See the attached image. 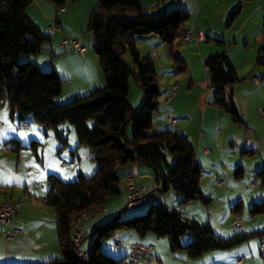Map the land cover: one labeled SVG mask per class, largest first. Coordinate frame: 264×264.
Wrapping results in <instances>:
<instances>
[{
    "label": "trees",
    "instance_id": "obj_1",
    "mask_svg": "<svg viewBox=\"0 0 264 264\" xmlns=\"http://www.w3.org/2000/svg\"><path fill=\"white\" fill-rule=\"evenodd\" d=\"M35 1L0 0V107L7 105L10 117L17 118L20 123H37L45 134L54 131L60 150L68 146L69 131L63 126L69 123L78 146L86 147L98 166L93 176L79 174L73 181H64L54 174L48 176L43 202L57 214L56 229L62 255L42 264H86L73 250L70 219L93 207L104 206L109 198L121 194L118 167L129 164L150 167L155 182L164 186L162 192L173 189L181 195L180 204L202 200L209 205L212 197L205 196L201 189L203 167L190 140L173 129L153 132L162 92L155 62L152 57H142L138 50V40L158 37L167 46L177 73L185 72L187 65L177 53L176 45L189 30L190 15L177 7L152 17L141 0H97L87 29L93 36V51L99 59L105 86L59 105L56 98L66 82L59 73L56 70L43 72L30 59L20 61L22 56H38L51 42V35L45 34L27 14ZM47 1L54 3L60 12L68 3L78 0ZM240 11L231 15L230 22ZM126 52L131 54L134 67L124 61ZM263 55L264 42L259 49L260 65L264 64ZM204 64L208 87L216 92L214 105L229 113L235 123L244 124L233 101L234 92H228L239 80L235 67L225 53L210 57ZM132 76L143 92L142 109H135L128 101ZM227 92L231 93L229 104ZM89 120L94 121L92 127L88 125ZM133 121L136 127L128 136L127 128ZM10 142L16 152L25 147L17 140ZM39 144L33 141L30 145L38 156ZM248 151L254 150L245 149L244 153ZM169 156L173 157V164H169ZM242 172L239 167L236 175ZM257 177L264 185V167ZM241 211L242 205L238 203L234 212ZM250 213L264 216V203H253ZM120 232H134L140 237L153 233L167 238L170 251L173 254L186 252L188 259H197L206 252L231 249L252 237L264 239V231L240 232L222 238L210 224H202L160 201L149 205L141 215L117 216L100 226L94 232L88 264H128L125 257L114 259L103 252L104 243ZM187 234H190V241L184 244Z\"/></svg>",
    "mask_w": 264,
    "mask_h": 264
},
{
    "label": "rangeland",
    "instance_id": "obj_2",
    "mask_svg": "<svg viewBox=\"0 0 264 264\" xmlns=\"http://www.w3.org/2000/svg\"><path fill=\"white\" fill-rule=\"evenodd\" d=\"M95 1L97 3V0ZM164 2L165 0H157V2L155 1L156 4H150H159V7L155 8V6H150L148 9V12L152 17L158 16L159 11L164 9ZM241 2L237 6L238 8L240 7ZM168 3L170 5L171 1ZM228 4L229 0H190L189 5H186V7H188L187 9L190 13L193 10L190 23L193 22L194 16L197 13L199 16L198 24L203 25L202 23L209 20L210 27H212L213 31L216 33L215 35H211V39H214V41L211 39L207 41V39H205L203 44H213V47L216 46L219 49H223L220 51H225L226 56L230 59L229 62L234 63L236 66L235 68L239 80L228 92L234 91L233 101L240 112L244 124L235 123L229 113L221 111V109L214 105L216 92L214 89H209L208 87L209 82L207 70L201 56L210 53L213 47L204 49L202 53L196 43H186L183 40H180L176 45V51L179 55H182L181 57L187 65V70L182 73H177V67L172 58L168 55V48L160 38L153 37L142 41L143 51L146 50L147 53L156 51L157 55L152 56V59L155 62L158 81L162 92L159 107V109H161L154 116L153 132L159 131V127H165L164 116L166 112L164 110V104L173 100L174 97H172L171 89L173 86L177 85L179 88L178 93L181 95L182 99L181 101L179 100L180 102H178L179 104L177 105L180 111L178 113L174 112V117L182 123V126L184 125V129L186 130L191 143L194 145L195 150L198 149L199 144H207L213 154L212 159H209V157L205 158L201 164L203 167V173L200 185L205 196L212 197V201L209 205H206L202 200H196L182 205L180 204L181 195L174 192L173 189L162 192L163 188L161 189V186L158 185L156 187L160 190L162 197L161 201L162 203L169 205L171 208L179 209L184 215L195 217V220L199 219L200 221H197L202 224L210 223L216 234L222 238H230L240 232L249 233L258 229H264V216H253L250 213L253 203H264V185L262 184V180L257 177V173L264 167V118L260 114V109L264 108V64H258L260 58L258 57V52L260 46L264 42V37L262 36V32L261 34L257 33V21H260V13L252 18V22L250 21L247 23L241 33V26L250 11V2L243 3L242 12L237 14L231 22L230 17L233 12L228 11ZM68 5L72 4L68 3L66 6ZM180 5L183 4L180 3ZM172 7L173 8H169L168 11H171L177 6ZM56 28L58 27H54V32H61ZM44 31H46V29ZM202 32L207 38V32H205V30H202ZM245 35L252 37L248 47H245L243 42ZM79 36L80 38L74 37V39H77L81 44L85 45L89 52H94L92 34L88 29L86 28L84 32H80ZM154 40H157V42L160 43H156ZM219 40L225 42V44L220 43ZM140 47L141 41L138 42V50L142 53L141 55L144 56L145 54H143ZM27 59H29L27 56H22L20 61L24 62ZM123 59L127 64L134 67L132 56L129 52H126L123 55ZM261 60L264 61V55L261 56ZM250 63H253L251 67ZM249 69H251L250 76L249 74L246 76ZM41 71L48 72L43 69ZM255 79H262L263 82L261 89L257 93L252 91L257 88L261 81L257 82ZM129 82L132 99L138 96L137 92L143 94L142 89L136 83L133 76L130 78ZM70 89L71 85H69V82H65L62 93L56 98V101L58 102V100L62 98L64 99L65 96L69 94ZM242 89L246 90L243 95L247 98L249 107L245 104L247 100H243L241 96L242 93H240V90ZM228 92L227 102L229 104L231 93ZM168 98L169 100H167ZM71 101L72 100L62 102V104L58 103L59 105H65ZM143 106L144 98L142 99L140 109H142ZM5 107L8 108L7 105H5ZM8 121L9 123H12L13 120L9 118ZM88 125L92 127L94 121L89 120ZM38 126L37 123H33V128L35 130L39 129ZM129 126L127 128V135L131 136L136 127V123L133 121ZM178 127L180 126L173 127L172 129L177 130ZM64 128H71V134H69L70 136L68 138V145H70L72 143L73 135L75 136L74 129L69 123H65ZM22 130L26 131L24 127ZM41 139L42 140L38 145L39 156L35 150L32 151H34L33 154L37 161L40 164H43V166L45 165L47 167L49 165V160L47 157H44V154L51 159L54 153L58 154L57 152L67 151L68 149L56 150V146L52 143L53 141L55 144H58L54 131H49L47 134H43L41 131ZM249 141L251 142L249 143ZM245 149L254 151L244 153ZM78 154L80 159L75 160L73 164H71L70 152L65 155L62 153L61 157L70 162V170L77 171V174L80 169L84 170L85 173H90V165L93 163L90 159L86 158L88 155L91 156L89 150L86 147L81 146ZM173 161V157L169 156V164H173ZM51 163H53V161H50V164ZM129 166L134 168L133 170L131 168L134 182L146 177L143 175L144 173L142 171L137 172L138 168H140L141 170L149 172V174H151V178L149 177L151 183H155L153 177L154 171L150 167L135 164H129ZM239 167L243 170L241 173L242 177H240L241 175H236ZM119 168L121 167H118L117 169ZM163 169L166 171L165 164H163ZM122 174L123 173H121V175ZM91 176H93V174ZM218 178L220 181L226 182L223 187L225 189L222 192L219 191V188L213 181H217ZM148 181L149 180H145V185H148ZM235 181L239 182L237 189H234L235 186L234 188L231 186ZM125 185L126 179L122 178L121 194L109 198L104 206H96L107 210L108 213H102L104 215L101 218L102 220L109 217V220H106L105 224L115 219L128 204L129 199H126V192L124 193ZM157 188H152L156 194H158ZM226 190L229 193L226 192ZM239 199L245 201V208L239 213L244 220V225L242 229L237 228V230H233L232 221L235 218L234 214H236L234 212V207H236ZM138 208L140 209H135L136 211L126 215V217H133L145 213L148 209V205L140 206ZM228 221H230V224H228ZM149 236L157 237L153 233H149ZM93 239V234L89 233L85 242L91 244ZM161 240H165L169 244L167 238L162 237ZM116 241V237L106 241L103 245V252L114 259H121L123 258L122 252L121 254L118 253V251L113 252V245ZM189 241L190 234H187L183 238V242L184 244H188ZM260 244V237H252L248 241L231 249L211 252H218V254H221L220 256H224L226 252H235L237 257L243 258L249 256L251 264H264V256ZM252 255L254 256V259Z\"/></svg>",
    "mask_w": 264,
    "mask_h": 264
},
{
    "label": "crops",
    "instance_id": "obj_3",
    "mask_svg": "<svg viewBox=\"0 0 264 264\" xmlns=\"http://www.w3.org/2000/svg\"><path fill=\"white\" fill-rule=\"evenodd\" d=\"M155 1L157 2V0H141V3L145 8L148 9L150 8V6H155V8L159 7V4L150 5L156 4ZM169 1H171L170 5L168 3ZM169 1L165 0L164 9L160 10L159 14L162 12H167L169 8H173L172 6L182 8L190 15V17L191 14H193V10L190 13L187 9L188 7H186V5H189L190 0ZM241 1L242 0H229V4L227 6L228 11H232L234 13L237 10L241 9L240 12H242L244 2ZM240 2L241 4L238 8L237 6ZM180 3H182L183 5H180ZM96 5L97 3L95 0H78L76 3L66 6L65 11L58 12L54 3L47 0H36L35 3L27 9L29 18L45 34L51 35V42L48 45V49L41 52L38 56L29 59L37 64L41 70H56L59 73L60 77L66 82H69V85H71L69 94L65 96L64 99L62 98L58 100L60 104H62V102L73 100L78 96H85L91 93L94 89L105 86V79L100 68L99 59L96 56L95 52H89L87 49L86 53L82 56L76 51H67L61 45V41L65 37L80 38L79 34L80 32H84L88 27L89 16ZM249 5L250 11L241 26V33L246 27L247 23L250 22L255 15L260 13V21H257V33L261 34L264 26V0H252L250 1ZM198 22L199 16L196 13L193 22L189 24V29L194 30L192 32L193 34L196 31L200 32L202 30H205V32H207V41L211 39V35L216 34L215 31H213V28L210 27L209 20H206V22L202 23L203 25L198 24ZM51 26L61 28L62 32H54V30H50ZM45 29L46 31H44ZM211 40L214 41V39ZM251 40L252 37H250L249 35H245V38L243 39L245 47H248L250 45ZM139 41H141L140 48L143 54H145L144 56L141 55L142 57H152L157 55L156 51H153L152 53H147L146 50L143 51L142 41H144V39H140L138 40V42ZM154 41H156V43H160L157 42V40ZM204 41L200 42L199 44L194 41L184 42L192 44L196 43L199 47V50H201L203 53L204 49L213 47V44H203ZM219 41L220 43L225 44V42L221 40ZM215 47L216 46L213 47L210 53L201 55L203 61L209 59L210 57L226 53L225 51H220L223 49ZM140 54L142 53L140 52ZM229 60L230 59H228V61ZM231 64L236 67L234 63ZM252 64L253 63H250V67L252 66ZM250 70L251 69H249V71L246 73V76H248L247 74H249L250 76ZM260 81V84H258L257 88L252 92H259L263 85L262 79ZM231 89L232 87L229 88V90ZM171 90L172 97L174 98L173 100H170V102L164 104V110L166 112L164 116L165 127H159L160 130L155 132L170 130L173 127L180 126L178 127L177 131L188 138L189 136L184 129V125L182 126V123L173 115L174 112L178 113L180 111L179 107H177V105L179 104L178 102H180L182 99L181 95L178 93L179 88L177 87V85H175ZM245 92V89L240 90L243 100H247V98L243 95L245 94ZM137 95L138 96H136V98L132 99L130 91L128 101L132 107H134L135 109H140L142 105L143 94L137 92ZM167 100H169V98ZM58 102L56 101V103ZM245 104L247 107H249L248 100L245 102ZM169 115H172L176 120L175 125L169 121ZM9 118L11 117L8 108H6L5 105L1 106L0 126L2 127H0V199L20 203V216L13 222L12 225L14 227L22 229L23 234L15 238L14 240H7L3 236H0V264H42L44 262L59 258L62 255L56 229L57 214L53 208L46 206L43 202L48 188V176L54 174L64 181H72L75 180L79 174H83L88 177H90L92 174L94 175L98 169V166L91 159V156L88 155L86 156V158L90 159L93 163L92 165H90V173H85L84 170L80 169L77 174V171L75 172L74 170H70V165L73 164L75 160L80 159V156L78 154L80 147L78 146L77 138L74 135L72 138V143L67 147V151L71 154V164L61 157L62 153L65 155L68 152L62 151L57 152L58 154L54 153L51 159L49 156H46L44 154V157H47L49 160V165L47 167L45 165L43 166V164H40L37 161L36 157L33 154V149L30 148V145L33 141H37L38 143L41 142V131L43 132V134H45L42 128L38 126L39 129L35 130L33 128V123L30 122L26 123L30 125V128H26V124L20 123L17 118H11L13 121L12 123H9ZM23 127L26 131L22 130ZM65 129H68L69 134H71V128ZM21 133H25L26 135L21 137ZM12 140L19 141L25 147L18 152L14 151L12 149L14 145L10 142ZM250 142L251 141H249V143ZM52 143L56 146V150L59 151L60 143L58 142V144H55V142L53 141ZM205 147L209 148L207 144H199V147L196 150L198 155V162L200 165L203 163V160H205V158L209 157V159H212L213 154L211 153V150L209 153H204ZM50 161H53V163L50 164ZM131 168V166L127 165L124 168L121 167L117 169L120 178L126 179L127 174L133 173L132 170L134 168H132V170ZM139 171H142L144 173L143 175L146 177H143L137 182H134V179L132 181L126 179L124 191V193L126 192V199H129L130 194L134 189H140L143 187H151L156 189V186H158L156 182L154 184L151 183V180L149 179V177L151 178V174H149V172L138 168L137 172ZM121 173L123 174L121 175ZM145 180H149L148 185H145ZM213 181L214 184L219 188V191H224L225 188L223 187L226 184L225 181H220L219 178L217 179V181ZM238 183L239 182L235 181L231 184V186L233 188L235 186L234 189H237ZM160 186L161 189L164 188L163 184H160ZM226 192L228 191L226 190ZM158 194L162 199L160 191H158ZM238 203L242 205L243 210L245 208V201L239 199L237 204ZM137 209L140 208H136V210ZM136 210H130L125 214V216ZM104 214L98 216L96 219H82L78 222L79 228L84 231V240L82 243V248L84 250L91 249L93 243L92 242L91 244H89L85 242V239L89 235V233H92L94 236V232L100 226L104 225L106 220H109V217L101 220ZM185 216L193 219L195 218L188 215ZM234 216L235 218L232 221V227L233 230H237V228L235 227V222L237 216L241 215L234 214ZM228 224H230V221H228ZM4 229L5 227L3 225H0V231H3ZM256 231H264V229H258ZM114 237L117 238V241L113 245V252L118 251V253L120 254L122 252L123 257H125L127 261L129 246L132 243L138 242L142 245L153 247V253L155 254V260L153 263L156 264H251L249 256H245L243 258L237 257L235 252H226L224 256H220L221 254H218V252H206L197 259H188L186 252L182 253V251L173 254L170 251L169 244L165 240H161L162 238L149 236V234L145 237H140L134 232H120L117 233ZM263 242L264 239H262L261 244ZM117 243H123V248H117L115 246V244ZM262 254L264 256V253ZM252 257L254 259L253 255ZM238 260H241V262L238 263Z\"/></svg>",
    "mask_w": 264,
    "mask_h": 264
},
{
    "label": "built area",
    "instance_id": "obj_4",
    "mask_svg": "<svg viewBox=\"0 0 264 264\" xmlns=\"http://www.w3.org/2000/svg\"><path fill=\"white\" fill-rule=\"evenodd\" d=\"M65 11V8L61 9L60 12ZM56 27V26H54ZM54 27H50V30H53ZM58 31L62 32L61 28H56ZM194 30L189 29L183 35V40L186 42H196L199 44L200 42L206 39V35L200 31L192 33ZM62 47H64L67 51H76L80 55H84L86 53V46L81 44L77 39L74 38H65L61 41ZM205 62V61H204ZM207 70V69H206ZM257 82L260 80L255 79ZM260 114L264 118V108L260 109ZM169 121L172 124H176V120L172 115L168 116ZM2 127V126H0ZM26 128H30L29 124L25 125ZM210 149L205 147L204 153H209ZM126 179L132 181L134 176L132 173L127 174ZM161 201L160 195L154 193V190L151 187H143L140 189H134L129 197L128 204L122 209V211L118 214V216L122 217L130 210L136 209L140 206L146 205H154L158 204ZM19 207L20 203H16L9 200H1L0 199V225H3L5 229L0 231V236H3L7 240H14L15 238L19 237L23 234V230L14 227L12 224L13 222L19 217ZM107 212L105 208L100 207H93L87 211H84L81 214H75L70 219V227L72 230L71 235V243L73 250L76 256L84 263L88 264L91 257V250H84L82 248V243L84 240V231L79 228L78 222L82 219L90 220L95 219L102 213ZM244 220L241 216H237L235 227L236 228H243ZM117 248H123V243L115 244ZM261 251L264 253V242L261 244ZM155 260V254L153 253L152 246H145L138 242L132 243L129 246V253H128V264H137V263H146L152 264ZM241 260H238V263Z\"/></svg>",
    "mask_w": 264,
    "mask_h": 264
},
{
    "label": "snow or ice",
    "instance_id": "obj_5",
    "mask_svg": "<svg viewBox=\"0 0 264 264\" xmlns=\"http://www.w3.org/2000/svg\"><path fill=\"white\" fill-rule=\"evenodd\" d=\"M20 135H21V137H23V136L26 135V134H25V133H21Z\"/></svg>",
    "mask_w": 264,
    "mask_h": 264
},
{
    "label": "water",
    "instance_id": "obj_6",
    "mask_svg": "<svg viewBox=\"0 0 264 264\" xmlns=\"http://www.w3.org/2000/svg\"><path fill=\"white\" fill-rule=\"evenodd\" d=\"M157 191H160L159 188H157Z\"/></svg>",
    "mask_w": 264,
    "mask_h": 264
}]
</instances>
